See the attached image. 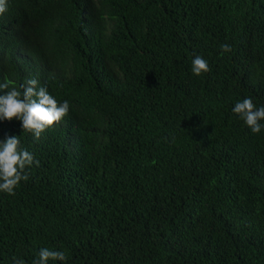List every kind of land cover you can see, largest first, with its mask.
I'll use <instances>...</instances> for the list:
<instances>
[{
    "label": "trees",
    "instance_id": "trees-1",
    "mask_svg": "<svg viewBox=\"0 0 264 264\" xmlns=\"http://www.w3.org/2000/svg\"><path fill=\"white\" fill-rule=\"evenodd\" d=\"M0 83L26 78L69 113L39 165L0 192V264H264V0H8ZM231 45L222 52L221 45ZM203 57L199 76L192 60ZM0 92V95H3ZM264 125V120L260 121Z\"/></svg>",
    "mask_w": 264,
    "mask_h": 264
},
{
    "label": "clouds",
    "instance_id": "clouds-1",
    "mask_svg": "<svg viewBox=\"0 0 264 264\" xmlns=\"http://www.w3.org/2000/svg\"><path fill=\"white\" fill-rule=\"evenodd\" d=\"M8 0H0V20L8 21L6 17ZM222 52H230L231 45L222 44ZM191 70L199 76L208 72V62L201 56L192 60ZM23 91L11 86V81L5 78L0 83V120L11 121L18 119L21 122L22 131L33 134L34 139L39 141L42 133L56 122L61 121L70 110L67 100L62 103L49 94L47 87L40 86L35 77L26 78L21 86ZM232 111L238 114L241 120L250 128L253 134H259L264 125V106L259 108L251 98H244L237 102ZM19 136H9L0 141V192L9 195L15 194V189L21 181L29 180V169L33 164L39 165L33 153L20 146ZM65 252L41 248L33 264H49V261H66ZM13 264H25L23 259L13 257Z\"/></svg>",
    "mask_w": 264,
    "mask_h": 264
}]
</instances>
